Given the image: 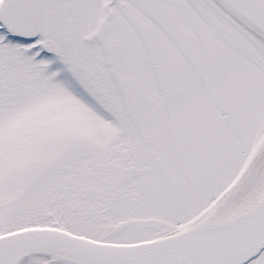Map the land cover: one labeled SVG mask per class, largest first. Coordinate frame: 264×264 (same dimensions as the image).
I'll return each mask as SVG.
<instances>
[{"label":"snow or ice","instance_id":"snow-or-ice-1","mask_svg":"<svg viewBox=\"0 0 264 264\" xmlns=\"http://www.w3.org/2000/svg\"><path fill=\"white\" fill-rule=\"evenodd\" d=\"M0 264H264V0H0Z\"/></svg>","mask_w":264,"mask_h":264}]
</instances>
